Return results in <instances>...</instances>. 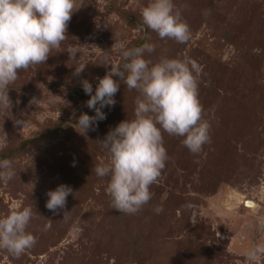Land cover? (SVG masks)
I'll return each instance as SVG.
<instances>
[{
	"label": "rangeland",
	"instance_id": "374dc122",
	"mask_svg": "<svg viewBox=\"0 0 264 264\" xmlns=\"http://www.w3.org/2000/svg\"><path fill=\"white\" fill-rule=\"evenodd\" d=\"M173 2L190 28L185 43L139 30L140 8L149 0H76L67 39L8 86L9 104L0 103V160H10L16 175L0 181V217L30 207L26 230L36 243L19 258L0 248V264H264V254L246 259L253 244H264L258 225L264 217V0ZM119 42L154 44L144 56L153 62L195 61L210 124V140L197 154L183 137L162 133L168 159L150 188L152 199L135 214L113 208L108 177L92 169L107 160L98 142L134 118L139 93L113 77L120 86L115 105L101 109L106 118L84 134L73 126L81 113L95 116L81 82L95 94L97 78L125 62ZM69 47L78 51L75 60ZM62 184L72 195L53 214L46 193Z\"/></svg>",
	"mask_w": 264,
	"mask_h": 264
},
{
	"label": "clouds",
	"instance_id": "9594fccd",
	"mask_svg": "<svg viewBox=\"0 0 264 264\" xmlns=\"http://www.w3.org/2000/svg\"><path fill=\"white\" fill-rule=\"evenodd\" d=\"M77 9L76 0H0V103L9 104L7 89L17 80L19 70L44 64L53 49H58L67 39L68 23ZM140 17L139 30L146 27L161 40L185 43L190 38L189 25L173 0H149L140 8ZM116 47L125 62L122 67L111 65L103 78H97L95 94L87 80L81 82L83 91L90 97L86 106L95 116L81 113L73 126L84 134L94 130L98 120L106 118L101 109L115 105L113 97L119 90L118 79L129 90L139 93L134 100V118L120 122L98 142L106 151L107 160H100L92 169L97 176L108 177L106 192L113 208L120 213L135 214L152 199L150 188L165 168L168 156L162 133L183 137V145L197 154L210 140V124L203 118L204 110L198 98L195 61L145 59V53L155 51L156 46L150 43L126 48L119 42ZM67 53L69 59L75 60L78 51L69 47ZM84 66L76 69L77 75ZM15 175L12 162L0 160V181L7 183ZM46 195V208L56 214L58 209H65L72 189L62 184ZM156 211L159 213L162 208ZM32 216V209L24 207L0 217V248L17 258L32 248L36 239L26 230ZM48 221L46 230L51 227L52 221ZM258 225L264 229V217L258 218ZM261 254L264 244H253L246 259L253 261Z\"/></svg>",
	"mask_w": 264,
	"mask_h": 264
},
{
	"label": "water",
	"instance_id": "95a60500",
	"mask_svg": "<svg viewBox=\"0 0 264 264\" xmlns=\"http://www.w3.org/2000/svg\"><path fill=\"white\" fill-rule=\"evenodd\" d=\"M245 206L251 207L252 206V203L251 202H245Z\"/></svg>",
	"mask_w": 264,
	"mask_h": 264
},
{
	"label": "bare ground",
	"instance_id": "6f19581e",
	"mask_svg": "<svg viewBox=\"0 0 264 264\" xmlns=\"http://www.w3.org/2000/svg\"><path fill=\"white\" fill-rule=\"evenodd\" d=\"M251 203H252V206L251 207H249V206H246V207H248V208H254L255 207V204L253 202H251Z\"/></svg>",
	"mask_w": 264,
	"mask_h": 264
}]
</instances>
